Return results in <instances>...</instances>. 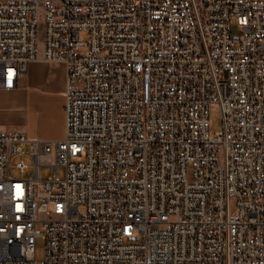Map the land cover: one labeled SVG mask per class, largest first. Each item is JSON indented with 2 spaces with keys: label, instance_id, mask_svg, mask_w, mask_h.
Listing matches in <instances>:
<instances>
[{
  "label": "built area",
  "instance_id": "obj_1",
  "mask_svg": "<svg viewBox=\"0 0 264 264\" xmlns=\"http://www.w3.org/2000/svg\"><path fill=\"white\" fill-rule=\"evenodd\" d=\"M40 55L65 133L0 130V264H264V0H0V88Z\"/></svg>",
  "mask_w": 264,
  "mask_h": 264
},
{
  "label": "crops",
  "instance_id": "obj_2",
  "mask_svg": "<svg viewBox=\"0 0 264 264\" xmlns=\"http://www.w3.org/2000/svg\"><path fill=\"white\" fill-rule=\"evenodd\" d=\"M41 54V53H40ZM66 67L62 62H30L12 89L0 88V130L54 141L65 133ZM14 125L18 130L10 129Z\"/></svg>",
  "mask_w": 264,
  "mask_h": 264
},
{
  "label": "rangeland",
  "instance_id": "obj_3",
  "mask_svg": "<svg viewBox=\"0 0 264 264\" xmlns=\"http://www.w3.org/2000/svg\"><path fill=\"white\" fill-rule=\"evenodd\" d=\"M238 33V28L233 25V34L236 35ZM84 33H81V37L84 38ZM43 38H44V33H43V26H39V30L37 33V44H38V49L39 53H41L42 47H43ZM209 119H210V127L214 130H218L222 126V116L220 112V108L217 104H213L209 110ZM10 129L18 130V128L14 125L9 126ZM23 160L27 162L29 165L28 171L22 174L16 173L15 172V164ZM32 164V159L30 156L29 148H25V150L22 153H18L17 155L11 157L10 160V167H11V173L13 175L17 176H26L31 173V167L30 165ZM62 169L59 168L57 174L60 175L62 173ZM51 169L48 165H40L39 169V174L42 179H45L48 175H50ZM44 255V241L41 237L36 238V244H35V250H34V262L35 264H39L40 260L43 258Z\"/></svg>",
  "mask_w": 264,
  "mask_h": 264
}]
</instances>
